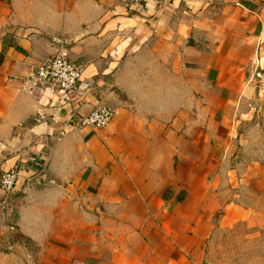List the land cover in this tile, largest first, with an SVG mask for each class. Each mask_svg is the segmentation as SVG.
<instances>
[{"label":"crops","instance_id":"obj_1","mask_svg":"<svg viewBox=\"0 0 264 264\" xmlns=\"http://www.w3.org/2000/svg\"><path fill=\"white\" fill-rule=\"evenodd\" d=\"M59 52L69 94L33 78ZM263 75L264 0H0V264H197L215 215L263 225L264 160L237 146Z\"/></svg>","mask_w":264,"mask_h":264},{"label":"rangeland","instance_id":"obj_2","mask_svg":"<svg viewBox=\"0 0 264 264\" xmlns=\"http://www.w3.org/2000/svg\"><path fill=\"white\" fill-rule=\"evenodd\" d=\"M255 79L247 105L248 114L242 119L237 133L238 150L246 163H251L260 155L264 160V75ZM261 213L264 215L263 210ZM214 218L217 227L207 239L202 258L197 264H264V224L248 226L241 222L219 228V219L216 215ZM87 258L85 264L113 262L99 257ZM145 262L150 264L148 260Z\"/></svg>","mask_w":264,"mask_h":264},{"label":"built area","instance_id":"obj_3","mask_svg":"<svg viewBox=\"0 0 264 264\" xmlns=\"http://www.w3.org/2000/svg\"><path fill=\"white\" fill-rule=\"evenodd\" d=\"M130 4H146L154 2L159 5L169 0H121ZM34 80L41 85L54 86L63 94L73 92L82 78V69L72 64L64 52H59L55 57L41 65L33 76ZM114 112L110 107L103 106L92 110L87 115L77 116L70 119L72 126L79 128L103 129L113 120ZM67 131L60 130L59 136ZM19 173L16 170L5 172L0 178V190L5 196H9L17 184Z\"/></svg>","mask_w":264,"mask_h":264}]
</instances>
